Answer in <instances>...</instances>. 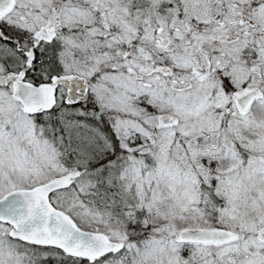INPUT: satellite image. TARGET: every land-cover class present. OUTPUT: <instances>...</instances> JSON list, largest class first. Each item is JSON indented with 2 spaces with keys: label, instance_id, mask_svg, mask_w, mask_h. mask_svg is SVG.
<instances>
[{
  "label": "snow or ice",
  "instance_id": "obj_1",
  "mask_svg": "<svg viewBox=\"0 0 264 264\" xmlns=\"http://www.w3.org/2000/svg\"><path fill=\"white\" fill-rule=\"evenodd\" d=\"M0 264H264V0H0Z\"/></svg>",
  "mask_w": 264,
  "mask_h": 264
}]
</instances>
